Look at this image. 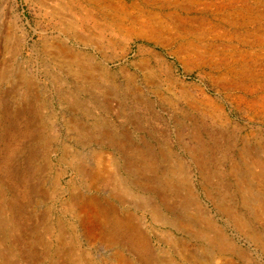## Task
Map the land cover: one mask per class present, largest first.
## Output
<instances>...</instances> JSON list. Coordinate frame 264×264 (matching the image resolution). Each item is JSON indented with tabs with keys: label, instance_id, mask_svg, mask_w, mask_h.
<instances>
[{
	"label": "rangeland",
	"instance_id": "1",
	"mask_svg": "<svg viewBox=\"0 0 264 264\" xmlns=\"http://www.w3.org/2000/svg\"><path fill=\"white\" fill-rule=\"evenodd\" d=\"M49 2L0 0V264H264V225L241 198L264 205V116L240 104L264 98L259 39L213 28L199 46L221 50L225 33L242 49L234 59L253 80L234 81L260 91L246 95L187 47L111 48L88 22L104 25L97 12ZM249 3L264 16V0ZM54 4L94 46L62 47ZM113 210L140 248L106 239Z\"/></svg>",
	"mask_w": 264,
	"mask_h": 264
},
{
	"label": "bare ground",
	"instance_id": "2",
	"mask_svg": "<svg viewBox=\"0 0 264 264\" xmlns=\"http://www.w3.org/2000/svg\"><path fill=\"white\" fill-rule=\"evenodd\" d=\"M49 1L51 0H43L46 5L50 3ZM72 1L76 5V2H74L75 0ZM80 1L84 9L86 8L93 12H97V18L104 22L102 26L95 17L88 19V22H93V28L100 31L106 30V43L109 47L122 46V44L124 45L126 42L137 39L153 43L159 48L167 44L166 48L174 49L178 53L181 52L184 47H187V52L192 51L202 56L198 57V59L206 65H211L212 69L217 71L221 76L224 70L226 71L224 75H231V82H226V86L229 87V90L241 92L246 95H253L260 92L252 89L251 84L244 86L243 83L234 81L235 79L243 80L245 78L248 81H252L253 76L248 75V73H250L248 70L251 66L241 64L242 62L249 64L245 59L241 63L234 59V56H236L239 51L242 53V49L238 46H233V43H231L232 40H227L225 33L222 34L224 37L222 36L215 40V42L221 43V46H219L221 50L219 48L215 49V44L207 46L209 50L205 46L204 48H206L207 51L204 54L208 55L206 56L201 55V47H199H203L206 44V38L209 34L213 33V28L224 29L234 33L239 31L245 32L248 37L259 39L255 43L256 47H263L264 42L261 38L264 37V16L253 18L255 16V11L249 3L250 0ZM48 8L51 11H47V15L52 16L53 20L58 21L62 27L67 28L61 33L62 36L67 38L65 39L66 42L62 43V47H65V50H67V44L70 43L78 46L83 45L85 47L95 45V43L91 41L82 39L77 32V29L87 30L88 25L85 26L79 22L78 19L70 18L64 14V10H71V7L63 8L54 4L52 7ZM75 8L77 9L78 7ZM75 8H73V10H75ZM260 34L262 35L259 36ZM246 44L247 43L239 41V46ZM220 55H222V58ZM235 65L237 69H231V67ZM23 85L24 84L20 86ZM26 86L28 90L32 89V84ZM254 99L253 102H250L248 99L240 98V104L264 116V98ZM233 173L235 174L236 171H233ZM237 181V190L242 191L243 185L241 186V184L244 182L239 178H237ZM242 194L243 209L247 211L254 210L253 221L255 223H261L263 226L262 213H264V205L258 208L254 206L251 208V204H249V201L245 198V193ZM26 215H30L29 211H26ZM0 218H2L1 213ZM133 222L131 219L120 217L114 210L111 211L110 214H106V239L112 244L117 238H129L134 245L140 248L141 239L138 236V228ZM16 226L21 227L20 224ZM238 227L243 233L245 232V226L242 222L238 224ZM0 242H3L1 237ZM36 264L39 263L37 262Z\"/></svg>",
	"mask_w": 264,
	"mask_h": 264
},
{
	"label": "crops",
	"instance_id": "3",
	"mask_svg": "<svg viewBox=\"0 0 264 264\" xmlns=\"http://www.w3.org/2000/svg\"><path fill=\"white\" fill-rule=\"evenodd\" d=\"M95 216H94V218L96 220L104 221L105 213H103L102 210L97 207V211H96Z\"/></svg>",
	"mask_w": 264,
	"mask_h": 264
}]
</instances>
